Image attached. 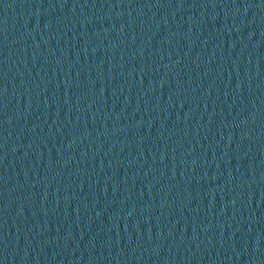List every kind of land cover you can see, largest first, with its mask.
Segmentation results:
<instances>
[{
  "label": "water",
  "instance_id": "water-1",
  "mask_svg": "<svg viewBox=\"0 0 264 264\" xmlns=\"http://www.w3.org/2000/svg\"><path fill=\"white\" fill-rule=\"evenodd\" d=\"M0 264H264V0H0Z\"/></svg>",
  "mask_w": 264,
  "mask_h": 264
}]
</instances>
